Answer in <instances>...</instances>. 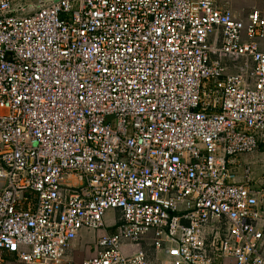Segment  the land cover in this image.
<instances>
[{
    "label": "built area",
    "instance_id": "obj_1",
    "mask_svg": "<svg viewBox=\"0 0 264 264\" xmlns=\"http://www.w3.org/2000/svg\"><path fill=\"white\" fill-rule=\"evenodd\" d=\"M233 1L0 0V264H264V0Z\"/></svg>",
    "mask_w": 264,
    "mask_h": 264
},
{
    "label": "rangeland",
    "instance_id": "obj_2",
    "mask_svg": "<svg viewBox=\"0 0 264 264\" xmlns=\"http://www.w3.org/2000/svg\"><path fill=\"white\" fill-rule=\"evenodd\" d=\"M258 4L260 5V3ZM256 5H257V2H255V0H234L233 1L234 8L239 11H242V10L249 11L252 8H254ZM84 256L85 255L78 257L72 264H78Z\"/></svg>",
    "mask_w": 264,
    "mask_h": 264
},
{
    "label": "crops",
    "instance_id": "obj_3",
    "mask_svg": "<svg viewBox=\"0 0 264 264\" xmlns=\"http://www.w3.org/2000/svg\"><path fill=\"white\" fill-rule=\"evenodd\" d=\"M235 9V8H234ZM237 10V9H236ZM113 230V229H112ZM111 232H113V231H111Z\"/></svg>",
    "mask_w": 264,
    "mask_h": 264
}]
</instances>
